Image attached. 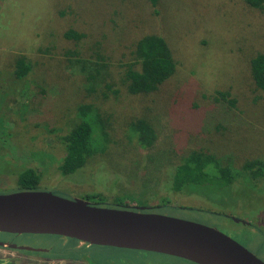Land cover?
Returning <instances> with one entry per match:
<instances>
[{"label": "rangeland", "instance_id": "obj_1", "mask_svg": "<svg viewBox=\"0 0 264 264\" xmlns=\"http://www.w3.org/2000/svg\"><path fill=\"white\" fill-rule=\"evenodd\" d=\"M0 5V140H6L0 146V193L16 191L15 171L33 167L42 174L38 191L82 200L102 195L90 198L95 204L116 199L154 207L168 196L176 206L200 210L165 207L159 213L216 228L264 261V176L245 182L241 173L235 198L225 196L238 203L226 215L249 225L214 215L217 207L201 198L168 195L160 188L168 171L192 150L227 159L236 169L247 161L264 162V90L250 70L251 59L264 53V9L243 0H159L157 13L148 0H0ZM71 28L84 37L65 38ZM148 34L167 41L177 64L156 92L131 95L121 88L103 100L101 90L89 92L84 76L68 68L69 50L86 58L103 55L113 64L110 76L116 83L122 75L118 64L134 60L136 42ZM19 54L33 69L18 79L12 64ZM219 91L229 92L235 104L221 99ZM85 105L109 120L104 123L108 147L64 177L57 169L65 154L61 136L87 118L80 114ZM140 118L156 130L149 149L140 147L130 130V122ZM3 122L10 125L6 137ZM27 240L89 264L129 262L114 260L129 253L84 248L61 236ZM144 257L139 264H194L171 256Z\"/></svg>", "mask_w": 264, "mask_h": 264}, {"label": "trees", "instance_id": "obj_2", "mask_svg": "<svg viewBox=\"0 0 264 264\" xmlns=\"http://www.w3.org/2000/svg\"><path fill=\"white\" fill-rule=\"evenodd\" d=\"M148 1L157 13L159 0ZM243 1L252 8L264 9V0ZM64 37L80 40L84 37V34L71 28L64 33ZM66 58L68 60V68L72 71H79L84 76L86 89L91 93H96L97 90H101L100 98L103 100L111 95L117 96L121 88H124L131 95L156 92L175 74L177 69L176 61L167 41L157 34L145 35L136 42L134 60L119 63L117 66V68L121 69L122 75L116 83L111 80L110 71H113L111 69L113 64L107 57L98 55L96 58H86L75 51L69 50L66 52ZM250 62L252 79L259 89L264 90V53L256 54ZM12 65V71H15L14 77L18 79L28 76L33 69L31 61L23 54H19V57ZM104 84H106V89L103 88ZM116 84L118 85L117 87ZM218 95L221 99H225L232 105L235 104L234 99H229L231 96L229 92L219 91ZM94 109L92 105H85L81 108V117L87 118L81 119L69 132L61 136L65 154L57 169L64 177L80 170L87 164L89 159L98 154H103L107 150L109 139L104 130V123L109 120L101 119L100 114ZM129 125L131 133L136 138V141H138L137 144L140 147L149 149L154 145L157 134L148 119H135ZM2 126V130L4 131L2 135L6 137L5 132L10 125L3 122ZM3 142H6V140H0V146L3 145ZM4 160V162H9L7 159ZM17 170L15 171L17 175V187L14 190H37V186L42 180L41 172L33 167ZM2 171L5 170L3 169ZM9 171H13L11 165ZM241 173L246 176L245 182H251L252 179L263 177L264 162L258 160L247 161L240 169H236L227 159L222 161L217 155L208 151L192 150L183 157V161L180 164L168 171V177L161 183L160 188L168 195L179 193L188 196L187 198L189 196L201 198L208 202V204L217 207H213L215 209V211H212L214 215L226 216L225 211H231V209L238 206V203L234 200L232 202L227 201V197L225 196L230 195L235 198V189L237 187L235 186V181ZM9 191L14 192L13 190ZM97 196L100 195L93 194L85 200L90 201V198L95 199ZM223 196L225 200L220 198ZM100 197L102 198L103 196L101 195ZM98 201L96 205L99 206L115 208L130 207L125 202L116 199L107 200L105 204L103 203L105 201L101 199H98ZM157 206V211L165 207L191 209L195 211L197 209L200 210V207L186 208L176 206L170 201L168 196L162 197V203L157 204ZM208 210L211 211L210 209ZM72 240L78 243L77 240ZM101 248H111L123 254L129 253L124 256L119 255L117 257L118 261L114 259L115 262H120L122 258H127L128 260L126 261H129L128 264H139L147 254L151 256H166L157 253L112 247ZM138 260L139 262H137Z\"/></svg>", "mask_w": 264, "mask_h": 264}, {"label": "water", "instance_id": "obj_3", "mask_svg": "<svg viewBox=\"0 0 264 264\" xmlns=\"http://www.w3.org/2000/svg\"><path fill=\"white\" fill-rule=\"evenodd\" d=\"M0 232L56 235L90 246L157 253L194 264H264L216 228L153 212L150 207L99 206L52 191L0 193Z\"/></svg>", "mask_w": 264, "mask_h": 264}, {"label": "flooded vegetation", "instance_id": "obj_4", "mask_svg": "<svg viewBox=\"0 0 264 264\" xmlns=\"http://www.w3.org/2000/svg\"><path fill=\"white\" fill-rule=\"evenodd\" d=\"M135 206L137 205H130V207ZM150 208H152L153 212H158L157 205ZM226 216L229 217V215ZM38 236L42 237L48 235L0 232V253L2 254L0 255V264H51L59 262L72 264H89L84 258H72L65 255H58L54 253L53 247L33 244L29 240H27V238L29 237ZM79 243L81 242L78 241V244ZM82 246L88 245L82 243Z\"/></svg>", "mask_w": 264, "mask_h": 264}]
</instances>
